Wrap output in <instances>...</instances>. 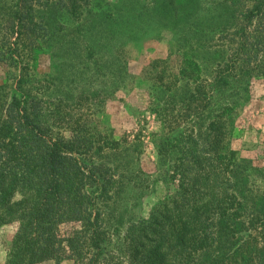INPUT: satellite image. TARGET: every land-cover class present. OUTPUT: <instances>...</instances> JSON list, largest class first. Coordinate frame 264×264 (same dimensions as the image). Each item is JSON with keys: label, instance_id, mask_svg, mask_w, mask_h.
Masks as SVG:
<instances>
[{"label": "trees", "instance_id": "trees-1", "mask_svg": "<svg viewBox=\"0 0 264 264\" xmlns=\"http://www.w3.org/2000/svg\"><path fill=\"white\" fill-rule=\"evenodd\" d=\"M159 31L171 40L143 76L161 124L146 174L140 138L92 122L133 83L127 44ZM41 54L75 72L48 99ZM0 63V226L14 227L4 264H264V167L230 145L264 81V0H0ZM152 174L166 196L123 220ZM63 224L76 225L67 238Z\"/></svg>", "mask_w": 264, "mask_h": 264}, {"label": "rangeland", "instance_id": "rangeland-1", "mask_svg": "<svg viewBox=\"0 0 264 264\" xmlns=\"http://www.w3.org/2000/svg\"><path fill=\"white\" fill-rule=\"evenodd\" d=\"M118 2V0H109ZM142 1V0H137ZM103 4V3H102ZM104 7V4L102 5ZM105 8V7H104ZM97 11V9H95ZM123 18V17H122ZM119 24L120 30L125 26ZM148 20V18H147ZM146 21L145 28L152 32V27ZM152 25V24H151ZM162 35L160 39H150L143 41L139 39L127 44L126 59L127 72L133 78V83L129 84L122 92L115 95L114 99L104 101L99 106V112L95 114V120L92 126L100 129L102 127L109 129L116 139L125 136H137L140 138V149L142 151V169L145 173H152L149 160H154L158 148V140L150 137L151 132L159 133L161 124L157 122L154 112L149 110V97L147 95L148 82L143 76L148 64L156 58H167L169 54V40L171 33L168 31H159ZM140 36V33H139ZM179 54V53H178ZM179 56V55H178ZM172 54L170 64L175 66L179 57ZM190 58H194L192 55ZM196 58V57H195ZM53 71L54 82H42L41 78H47L50 71ZM74 68H72L73 70ZM34 78L40 80L39 86L44 90V97L48 99L54 92L61 93L65 84L61 83L64 73H68L73 78L75 72L63 67L60 59H56L54 67L51 66V59L48 54L38 56L33 68ZM210 66H203V74L209 73ZM7 67L0 63V86L6 81ZM76 71V68H75ZM103 82L99 78L96 82L99 86ZM51 84V85H50ZM79 91L77 84L73 86ZM47 89V90H46ZM88 87L86 90H89ZM56 96V95H50ZM250 102L247 107L237 117L233 134L231 136V148L237 151L238 157L249 161L255 167H264V81L262 78L254 80L250 88ZM128 152H126L127 154ZM147 177V176H145ZM144 177V178H145ZM152 178H157L156 174L147 177V188L140 190L141 193H135L131 196V203L127 207L123 220L137 219L146 216L148 211L163 200L167 193V185L162 181L152 182ZM158 179V178H157ZM172 188V186H171ZM136 191V190H135ZM76 225L63 224L60 228L62 235L69 237ZM14 235V227L10 225L0 226V264H4L7 246ZM40 264H76L72 259L65 255L60 261H45Z\"/></svg>", "mask_w": 264, "mask_h": 264}]
</instances>
